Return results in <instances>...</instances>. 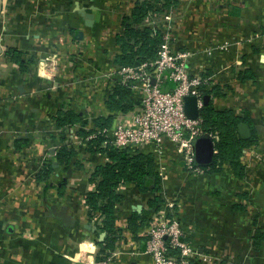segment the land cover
<instances>
[{
	"label": "crops",
	"instance_id": "obj_1",
	"mask_svg": "<svg viewBox=\"0 0 264 264\" xmlns=\"http://www.w3.org/2000/svg\"><path fill=\"white\" fill-rule=\"evenodd\" d=\"M136 1L2 0L0 264H98L96 245L84 248L85 243L80 239L84 232L77 227L79 221L84 223V228L89 227L93 217L89 219L86 210L81 216L77 213H80L79 208H86L85 196L93 187L91 173L97 164L105 161V156L88 154L81 136L75 134L80 126L58 129L54 116L61 106L64 110H75L88 119L82 127L87 130L94 126L95 117L109 113L106 94L117 81V74L113 80L104 81L100 70L118 68L114 58L120 53V46L115 37L123 34L122 18L131 13ZM81 11L92 14L91 25L85 24ZM170 12L173 22L171 47L189 50L191 56L187 62L191 73H204L206 86L216 85L221 91L210 97L212 106L248 115L249 136L253 135L254 142L244 147L240 156L245 174L237 180L226 167L227 179L234 186L243 181L247 188L262 193L264 0H192L191 4L188 0H177ZM150 18H146L144 24ZM223 43L225 45L219 48ZM9 47L23 52L24 60L29 61L28 70L22 72L10 60L5 53ZM32 67H37L34 73ZM240 69H246L252 78L237 79L235 72ZM129 112H118L115 119L127 122ZM68 135L80 143L71 145L76 151L75 161L62 166L56 162L55 152L64 142L70 145L72 139L68 140ZM47 160L54 168L52 176L48 182L37 181L36 172ZM155 160L160 175L159 195L163 200L164 196L173 200L174 215L186 241L199 253L217 252L219 259L213 258L212 264H230L229 257L237 259L234 264H264V253L258 258L257 248L252 249L251 230L228 231V218L236 212L233 205L227 206L217 199L218 205L208 197L209 189L222 180L217 178L218 174L183 171L168 142ZM42 183L52 186V195L48 196L51 201L46 212L38 216L39 220L34 218L40 223L30 234L21 229L24 198L21 190H31L35 184L40 187ZM60 184L64 185L62 196L57 193ZM118 190L125 195L118 205L115 222L121 230V238L110 252V264H154L150 255L141 253L145 246L144 226L133 233L128 228L127 217L132 211L140 213L147 209L148 199L156 193H142L134 182L123 183ZM52 204L57 209L65 206L75 224L65 226L59 218L49 216ZM217 208L219 216L215 214ZM244 253L247 257H243Z\"/></svg>",
	"mask_w": 264,
	"mask_h": 264
},
{
	"label": "trees",
	"instance_id": "obj_2",
	"mask_svg": "<svg viewBox=\"0 0 264 264\" xmlns=\"http://www.w3.org/2000/svg\"><path fill=\"white\" fill-rule=\"evenodd\" d=\"M177 0H137L132 7L131 13L122 18L121 25L123 34H117L115 39L120 46V53L115 55L114 63L118 66H131L137 63L153 60L161 41V31L144 24V20L155 14L162 13L175 6ZM6 55L11 61L16 63L19 69L24 72L28 70V62L23 58V52L13 47L6 50ZM201 76H205L201 73ZM235 77L240 81L252 78V74L246 69L235 72ZM203 102L199 110L201 118V128L206 131H215L217 139L214 141L213 161L207 166H199L200 169L210 173L217 172L216 166L226 165L231 170L235 178H242L245 174L244 165L240 156L242 149L254 142L251 136L240 138L236 128L237 124L245 123L250 127L246 112L235 114L231 109H216L212 106L210 97L221 94L216 85L206 86L205 82L199 87ZM106 106L109 111L106 115L95 117L92 122L95 128L110 126L115 120L118 112H128L133 110L140 102V95L137 91L128 86L115 82L113 87L107 91ZM56 127L79 125L77 134L85 140V149L88 154L101 153L105 156V161L97 164L91 173L90 181L93 183L85 196V205L89 219L97 213L99 219L95 229L98 233H104V237L96 244L102 251L111 252L116 242L121 238V230L116 226L117 208L125 195L118 190L123 183L134 182L140 192H154L152 198L148 199V208L140 213L132 211L127 217L128 228L133 233H137L140 227L148 222V217L152 211L158 209L162 198L160 191V175L156 168L155 154L150 147H125L117 148L109 143H104L103 136H97L86 140L87 134L94 131L93 128L83 130L88 119L75 110H64L62 106L58 108L54 116ZM56 162L59 165L67 166L75 161L76 151L74 147L62 143L56 149ZM53 166L47 160L36 172L37 181L48 182L53 173ZM63 184L57 187L58 195H63ZM244 195V194H243ZM239 204H234L233 209L241 208ZM253 244L257 246L263 235L255 230L252 234ZM99 256H96L98 260Z\"/></svg>",
	"mask_w": 264,
	"mask_h": 264
},
{
	"label": "built area",
	"instance_id": "obj_3",
	"mask_svg": "<svg viewBox=\"0 0 264 264\" xmlns=\"http://www.w3.org/2000/svg\"><path fill=\"white\" fill-rule=\"evenodd\" d=\"M170 8L151 16L157 18L159 15L163 20L160 25L154 23V28H158L162 34L156 57L115 69L117 82L139 93V104L126 115L129 117L127 122L125 119H115L110 126H93L94 131L87 134L85 139L100 135L104 137V143L117 148L150 147L157 157L168 142L182 170L194 174L200 167L193 164L190 138L205 132L214 143L217 135L215 131L201 128L199 110L202 107V95L199 87L205 78L201 72L191 73L189 70V50H175L170 45L173 28ZM223 45L225 43L218 47L222 48ZM151 78L155 79L154 83ZM186 95L196 98L198 115L195 118H189L184 113L183 97ZM81 139L85 144L83 137ZM173 203L170 197L164 196L160 203L162 207L154 211L159 215V222H147L144 225L143 233L148 237L146 252L154 264H190V260L211 263L216 256L199 253L191 243L183 240L179 222L173 214L169 216Z\"/></svg>",
	"mask_w": 264,
	"mask_h": 264
},
{
	"label": "rangeland",
	"instance_id": "obj_4",
	"mask_svg": "<svg viewBox=\"0 0 264 264\" xmlns=\"http://www.w3.org/2000/svg\"><path fill=\"white\" fill-rule=\"evenodd\" d=\"M188 1L191 4L192 0H188ZM1 5H2V0H0V6ZM162 22H163V20L161 18L157 17V18L153 19L151 17L148 20V22L145 24L150 25L151 27L154 28V23H158L160 25ZM89 62H90V60H89ZM31 69H33L32 71L34 73V70H36L37 67H32ZM100 72H101V79L102 80L104 79V81H106V79L108 81L113 80V78L116 77V74H117V71H115V69H109L108 70V69L101 68ZM84 114L86 115V113H84ZM66 133L67 132H65V134ZM75 134H77V133H75ZM64 137H66V136H64ZM67 137H68V140L72 139V137H69V135ZM70 142L72 143L71 145L80 143V141L73 140V139ZM241 155H242V153H241ZM85 165L89 166L87 163H85ZM226 167H227L226 165L216 166L215 169H219V170L217 172H213V173H210L208 171H204L202 169H197L194 172V174H203V173L218 174L217 178H219V179L222 178V180L219 182V184H217L216 187L209 189L210 194L208 197H210L213 201H216L217 203L219 202L218 200H221V201L225 202L224 204H227V206H228V204H232V205L239 204L240 206H242L238 210H235L236 212L233 216H230L228 218V223H229L228 224V231H234L238 228H243L244 230H248V231L251 230L252 233H255V230L256 231L258 230V233L263 235V240H261L259 242L257 247L252 243V249L255 250V248H257L256 249V251H257L256 256L258 258H262L263 253H264V251H263L264 250V208H262L260 206V204L264 207V191L261 193V191L258 192L255 188L254 189L253 188H247L245 182H243V181H242V183H240L237 186L232 185L230 180L227 179L228 176L224 173V170H226ZM231 178H233V180H235L232 175H231ZM239 179H241V178H239ZM239 179L237 178V180H239ZM52 191L53 190H52L51 185L48 186L47 184H43V183H42V186L40 185V187L36 186V184H35V187H33L31 190H24V191H23V189L21 190V193H22L21 197H24L22 199V202H23V204L21 206L22 217L20 220L21 229L23 231H25V232L29 231V233H30V231L32 232L34 230V228H36L38 226V224L40 223V222H38V220H39L38 216H40L41 214H44L46 212V209L48 208L49 202L51 201L50 197H48V196L52 195ZM38 193H40L39 197H38ZM38 198H40V199H38ZM35 199H37V202L34 201ZM239 202H241V203H239ZM259 202H260V204H259ZM32 203H36L37 205L32 204ZM218 205H219V203H218ZM173 206L171 208V211L169 212V216H171L172 214L174 215V209L175 208ZM159 207H162L161 204H159L158 208ZM85 210L87 212V208H85L84 210L83 209L81 210V208H79L80 213L78 212L77 215L81 216V214H84ZM215 214H218V216L220 215V209L219 208H217V210L215 211ZM24 215H26V216L24 217ZM96 215H97V213L93 216L92 221L89 220V223H88L89 227H87V228H84V226H83L84 223L79 221V224L77 227L80 228V230H82L84 232V234L80 237V239H82V241H83L82 243H85L84 248L89 249L88 246H90L92 244L96 245V248H95L96 256H99V258L97 260L98 264H110V262L112 260L110 257L111 253L108 251H102L100 246H98L96 244V241L102 240V238L100 237L101 233H98L95 229V224L97 223V221L99 219L98 218L99 215H97V216ZM174 216H176V215H174ZM30 217H31V219H28ZM34 218H38V220L34 221ZM165 218H167V217H165ZM177 221H178V219H177ZM151 222H154V223L159 222V215L157 213H155L154 211H152L150 213V215L148 217V223L147 224H149ZM22 226H24V227L22 228ZM25 227H28V230L24 229ZM45 227H49V226L45 225ZM246 227H248L250 229H247ZM143 236L145 237V239H144L145 246L141 250V253L148 254L146 252V240L148 237L145 234H143ZM182 237H183V240H185L183 233H182ZM252 240H253V238H252ZM259 245H260V248H259ZM84 250H86V249H84ZM203 253L206 254L205 252H202V254ZM213 254H217L216 257H214V258H216L218 260L219 259L218 253L213 252L211 255H213ZM243 257H247V254L244 253ZM195 259H197V257ZM242 259H245V258H242ZM236 260L237 259H235V258H231V257L228 258V262L230 264H234V262ZM213 261H214V259H213ZM194 262H196V261L190 260V264H192ZM197 262H199V260ZM212 262L210 264H212ZM200 263L206 264V262H203V261ZM237 264H241V263H237Z\"/></svg>",
	"mask_w": 264,
	"mask_h": 264
},
{
	"label": "water",
	"instance_id": "obj_5",
	"mask_svg": "<svg viewBox=\"0 0 264 264\" xmlns=\"http://www.w3.org/2000/svg\"><path fill=\"white\" fill-rule=\"evenodd\" d=\"M82 16L84 17L85 24L91 25L92 23V14L85 13L81 11ZM152 83L155 82L154 78H151ZM203 98L201 100L203 102ZM183 110L187 117L195 118L198 115V109L196 108V98L193 95H186L183 97ZM236 131L240 138H247L250 134L249 128L245 123L237 124ZM191 144V153L192 161L196 166H207L213 161V141L211 136L208 133H201L199 135H194L190 138ZM140 206V205H138ZM138 210V207L136 208ZM48 215L59 218L62 221V224L65 226H73L75 224V219L66 212L65 206H60L58 209L55 204L50 205L48 210ZM100 237L103 239L104 233L100 234Z\"/></svg>",
	"mask_w": 264,
	"mask_h": 264
}]
</instances>
